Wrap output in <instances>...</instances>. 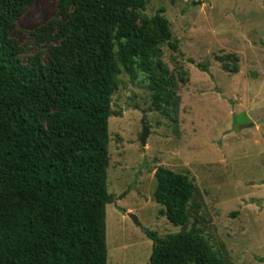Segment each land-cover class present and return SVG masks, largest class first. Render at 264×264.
<instances>
[{"label":"trees","instance_id":"16d2710c","mask_svg":"<svg viewBox=\"0 0 264 264\" xmlns=\"http://www.w3.org/2000/svg\"><path fill=\"white\" fill-rule=\"evenodd\" d=\"M37 1L0 0V264H108L106 208L116 200L108 192L109 119L118 75L147 74L154 107H169L177 81L162 47L177 46L164 10L144 14L150 0H57L62 14L71 11L65 39L46 63L35 57L25 65L12 34ZM217 60L239 71L236 56ZM155 178L160 214L184 228L195 184L163 167ZM144 231L154 242L150 264H229L195 230L165 239Z\"/></svg>","mask_w":264,"mask_h":264},{"label":"rangeland","instance_id":"374dc122","mask_svg":"<svg viewBox=\"0 0 264 264\" xmlns=\"http://www.w3.org/2000/svg\"><path fill=\"white\" fill-rule=\"evenodd\" d=\"M161 10L177 46L163 45L161 56L177 81L175 102L158 110L147 74L118 75L109 119L108 192L116 200L106 208L108 264H150L154 242L144 230L162 239L195 230L229 264H264V0H150L144 14ZM70 14L57 0H38L23 13L12 34L23 64L48 61ZM227 55L238 58L237 73L217 60ZM159 167L195 184L184 228L155 202Z\"/></svg>","mask_w":264,"mask_h":264},{"label":"water","instance_id":"95a60500","mask_svg":"<svg viewBox=\"0 0 264 264\" xmlns=\"http://www.w3.org/2000/svg\"><path fill=\"white\" fill-rule=\"evenodd\" d=\"M142 134H141V137H140V142L142 144V146H146V141H147V138L150 134V130H149V127L147 126L146 124V121H145V117H144V113H143V120H142ZM130 218L135 222V224H138V220L132 216V215H129Z\"/></svg>","mask_w":264,"mask_h":264}]
</instances>
